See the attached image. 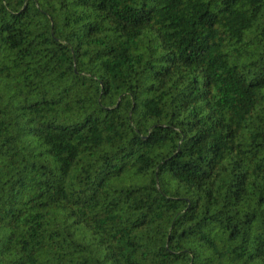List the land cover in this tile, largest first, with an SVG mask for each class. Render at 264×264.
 Returning <instances> with one entry per match:
<instances>
[{"label":"trees","instance_id":"obj_1","mask_svg":"<svg viewBox=\"0 0 264 264\" xmlns=\"http://www.w3.org/2000/svg\"><path fill=\"white\" fill-rule=\"evenodd\" d=\"M0 264H264V0H0Z\"/></svg>","mask_w":264,"mask_h":264}]
</instances>
